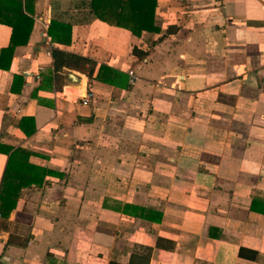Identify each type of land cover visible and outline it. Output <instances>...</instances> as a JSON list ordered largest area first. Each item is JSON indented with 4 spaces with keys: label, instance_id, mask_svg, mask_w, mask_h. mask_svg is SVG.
Wrapping results in <instances>:
<instances>
[{
    "label": "crops",
    "instance_id": "crops-1",
    "mask_svg": "<svg viewBox=\"0 0 264 264\" xmlns=\"http://www.w3.org/2000/svg\"><path fill=\"white\" fill-rule=\"evenodd\" d=\"M34 10L0 68V180L8 147L44 178L0 215V264H264V0H156L159 30L139 36L89 0ZM52 47L92 76L63 68L55 88ZM101 63L128 87L97 80Z\"/></svg>",
    "mask_w": 264,
    "mask_h": 264
},
{
    "label": "trees",
    "instance_id": "trees-1",
    "mask_svg": "<svg viewBox=\"0 0 264 264\" xmlns=\"http://www.w3.org/2000/svg\"><path fill=\"white\" fill-rule=\"evenodd\" d=\"M34 6L35 0H0V24L9 26L11 30L8 44L0 48L1 69L9 68L15 47L28 42L34 23ZM155 6L156 0H89L94 17L110 25L124 27L136 36L143 31L159 30L154 24ZM47 35L53 42L68 45L71 39L70 24L52 19ZM132 53L138 58L146 55L137 47H133ZM50 54L55 88L61 86L60 72L63 68L77 70L91 77L96 66V62L87 56L56 47L51 48ZM95 78L110 85L128 87L125 74L107 64L98 66ZM18 79L20 77L15 75L14 81ZM5 153L8 157L0 180V215L6 218L15 208L21 189L32 184L39 185L44 172L27 164L28 151L24 149L8 147Z\"/></svg>",
    "mask_w": 264,
    "mask_h": 264
},
{
    "label": "built area",
    "instance_id": "built-area-1",
    "mask_svg": "<svg viewBox=\"0 0 264 264\" xmlns=\"http://www.w3.org/2000/svg\"><path fill=\"white\" fill-rule=\"evenodd\" d=\"M88 97H89V95L88 96H85L84 99H83V101L84 102L88 101Z\"/></svg>",
    "mask_w": 264,
    "mask_h": 264
},
{
    "label": "bare ground",
    "instance_id": "bare-ground-1",
    "mask_svg": "<svg viewBox=\"0 0 264 264\" xmlns=\"http://www.w3.org/2000/svg\"><path fill=\"white\" fill-rule=\"evenodd\" d=\"M82 88H83V82H82V84H81L80 87L76 88V90H77V89L80 90V89H82Z\"/></svg>",
    "mask_w": 264,
    "mask_h": 264
}]
</instances>
